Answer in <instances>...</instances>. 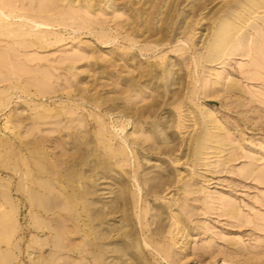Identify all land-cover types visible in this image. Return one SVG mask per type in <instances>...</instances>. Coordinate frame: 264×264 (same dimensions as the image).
Instances as JSON below:
<instances>
[{"label":"rangeland","instance_id":"rangeland-1","mask_svg":"<svg viewBox=\"0 0 264 264\" xmlns=\"http://www.w3.org/2000/svg\"><path fill=\"white\" fill-rule=\"evenodd\" d=\"M238 1L66 0L61 28L15 20L54 36L0 39V264H264V180L247 173L264 170V80L246 73L252 41L204 59ZM206 115L221 137L200 161Z\"/></svg>","mask_w":264,"mask_h":264},{"label":"bare ground","instance_id":"bare-ground-1","mask_svg":"<svg viewBox=\"0 0 264 264\" xmlns=\"http://www.w3.org/2000/svg\"><path fill=\"white\" fill-rule=\"evenodd\" d=\"M21 0H0V39L14 38L13 43L17 45L18 48H36L45 49L50 45L49 40L51 36H54L53 32L50 31H24L13 29L12 26L16 19L29 20L32 21V27H48V28H61L63 27L57 20L58 16L62 13L61 7L62 2L66 0H45V2L40 3L39 0H31L27 9H19L16 3ZM25 1V0H23ZM236 9L231 13L232 16L222 21L219 30L216 33V39L209 46V51L207 52L204 59L207 63H215L220 60L222 56H227V54L236 53L247 41H252L251 48L248 51L247 56L250 57V64L248 65V79L250 80H264V0H239ZM22 11H25L23 13ZM258 14V15H256ZM66 26V25H65ZM31 27V28H32ZM30 30V29H29ZM32 30V29H31ZM249 30L255 32L254 36H251ZM59 36L58 34L56 35ZM19 40H16V39ZM130 41H134L130 39ZM232 48V49H231ZM144 52H154L155 49L146 48L143 49ZM133 59V54L131 52L124 53L122 60L124 64L116 65L121 71H126L128 68V58ZM64 66L62 69L67 72V74H74L78 72L75 68V62L73 60L64 61L61 63ZM98 64V62H96ZM125 69V70H124ZM139 78H153L151 76H156V72L153 70L149 71H139ZM245 74V72H244ZM79 75V74H76ZM81 75V74H80ZM217 78H221L217 76ZM77 79V78H76ZM82 78L80 77V80ZM210 87L216 85H223L216 80H210ZM130 84L126 85L129 87L131 92H137L138 97H142L143 89L140 87V83L131 79ZM138 83V84H137ZM243 87L236 82H232L226 85L225 92L227 95H237L243 94ZM78 90V88H77ZM125 89L120 90V96L125 94ZM71 90L66 93L64 97L71 99ZM131 94V93H130ZM214 96L218 95V92H213ZM124 98V97H121ZM83 103H88L85 99H82ZM243 102V101H242ZM242 102H238L239 106H243ZM96 103V101H95ZM98 105V104H97ZM61 113H57V117H61ZM48 115H41L43 119L47 118ZM207 116V115H206ZM208 118V120H207ZM60 121V119H58ZM211 125H208V124ZM218 122L215 123V119L211 115L204 117V122L201 124V133L198 138L197 144V160L202 161L208 149V144L219 143L216 139L221 137L220 133H215V131L221 132V128L218 126ZM215 130V131H213ZM248 175H257L261 180H264V170L260 171L253 166H249L247 170ZM156 180V179H155ZM226 207L227 216L234 219L240 220L241 214L239 207L232 202H229ZM167 253L171 255V249H167ZM8 257H4L6 260ZM6 264V263H3Z\"/></svg>","mask_w":264,"mask_h":264}]
</instances>
